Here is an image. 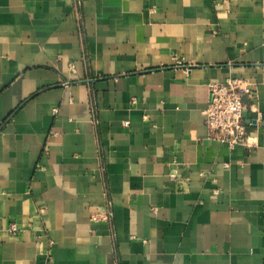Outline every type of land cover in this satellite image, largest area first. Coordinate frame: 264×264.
I'll list each match as a JSON object with an SVG mask.
<instances>
[{
	"label": "crops",
	"instance_id": "1",
	"mask_svg": "<svg viewBox=\"0 0 264 264\" xmlns=\"http://www.w3.org/2000/svg\"><path fill=\"white\" fill-rule=\"evenodd\" d=\"M0 264H264V0H0Z\"/></svg>",
	"mask_w": 264,
	"mask_h": 264
},
{
	"label": "built area",
	"instance_id": "2",
	"mask_svg": "<svg viewBox=\"0 0 264 264\" xmlns=\"http://www.w3.org/2000/svg\"><path fill=\"white\" fill-rule=\"evenodd\" d=\"M71 68L75 65L71 63ZM255 85L241 78L230 77L222 82H213L209 85V102L204 111L205 123L209 137L231 149L242 146L252 147V134L248 129L244 114L248 110L246 98H254ZM254 110V107H251ZM260 118H255L251 125L258 127ZM129 126V122H126ZM113 212L109 209L105 215L93 217L94 221L110 222ZM9 232L12 235L19 233V225L11 223Z\"/></svg>",
	"mask_w": 264,
	"mask_h": 264
},
{
	"label": "water",
	"instance_id": "3",
	"mask_svg": "<svg viewBox=\"0 0 264 264\" xmlns=\"http://www.w3.org/2000/svg\"><path fill=\"white\" fill-rule=\"evenodd\" d=\"M248 116V113L247 112H245V114H244V117L246 118Z\"/></svg>",
	"mask_w": 264,
	"mask_h": 264
}]
</instances>
